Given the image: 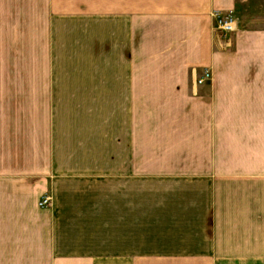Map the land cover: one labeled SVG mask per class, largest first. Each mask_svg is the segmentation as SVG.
Instances as JSON below:
<instances>
[{
	"label": "crops",
	"instance_id": "0c3cea01",
	"mask_svg": "<svg viewBox=\"0 0 264 264\" xmlns=\"http://www.w3.org/2000/svg\"><path fill=\"white\" fill-rule=\"evenodd\" d=\"M252 2L0 0V264H264V28L212 16Z\"/></svg>",
	"mask_w": 264,
	"mask_h": 264
},
{
	"label": "rangeland",
	"instance_id": "374dc122",
	"mask_svg": "<svg viewBox=\"0 0 264 264\" xmlns=\"http://www.w3.org/2000/svg\"><path fill=\"white\" fill-rule=\"evenodd\" d=\"M264 0H253L252 3H247V8L245 10H248L251 12V10H255L256 7L259 5L264 3ZM216 12H214L212 14V16L214 17V14ZM222 13H232L235 17H237L232 11H227V12H222ZM238 19V17H237ZM239 20V19H238ZM242 22V23H241ZM240 25L242 27V29H249V28H264V24L260 23V24H249L246 23L244 21H241ZM214 24H215V18H214ZM214 27V25H213ZM233 45V43H232ZM232 46L229 47H225L224 50H229L231 49ZM66 76L68 77V81H77V80H81V81H90L92 80V75L86 73V72H76V71H69V72H65ZM160 105H152V109L150 111V113L148 112V122L150 124V133H152L153 135V141L150 143L152 144L150 146L149 153H148V159L150 160H155V159H163L164 158V151H160V142H163V136L161 134V130H162V125L164 123V120L162 118H160V109H159ZM147 112L145 111V109H143L141 107V105H135L134 106V117H139L141 114L145 115ZM162 149V147H161ZM89 157V156H88ZM85 158V157H83ZM134 186L140 187V184L138 181L134 180ZM152 183H150L148 185V188L152 187ZM153 192V191H152ZM159 192H160V187H159ZM52 200V196L50 198V202ZM143 204L145 205V207H149L152 204H155L157 207L160 208V195H147L144 196L143 200H142ZM135 207V206H134ZM135 211V210H134ZM138 215L134 212V228H133V239L134 240H143V239H147L150 237H147V234L149 233L148 231H145L142 229V224L144 227H147L148 230L151 229V224H149V222L143 221L142 223V218L138 219L137 217ZM150 219V217H148V220ZM160 239V231L159 234L155 237H153L152 239ZM151 239V240H152Z\"/></svg>",
	"mask_w": 264,
	"mask_h": 264
},
{
	"label": "built area",
	"instance_id": "2783aa9c",
	"mask_svg": "<svg viewBox=\"0 0 264 264\" xmlns=\"http://www.w3.org/2000/svg\"><path fill=\"white\" fill-rule=\"evenodd\" d=\"M215 24L213 27L215 43L218 49L224 50L225 47H231L233 43L232 35L239 29V20L232 13H222L217 11L214 14ZM212 75L206 67L202 69L200 75L196 77V85H202L206 80H211ZM50 204V197L44 195L39 200L40 206Z\"/></svg>",
	"mask_w": 264,
	"mask_h": 264
}]
</instances>
